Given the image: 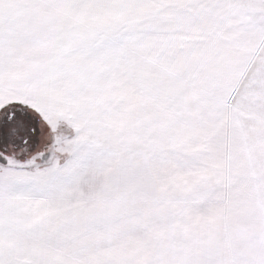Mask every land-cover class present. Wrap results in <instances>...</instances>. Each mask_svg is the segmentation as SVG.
Returning <instances> with one entry per match:
<instances>
[{"label":"snow or ice","instance_id":"obj_1","mask_svg":"<svg viewBox=\"0 0 264 264\" xmlns=\"http://www.w3.org/2000/svg\"><path fill=\"white\" fill-rule=\"evenodd\" d=\"M0 264H264V0H0Z\"/></svg>","mask_w":264,"mask_h":264}]
</instances>
